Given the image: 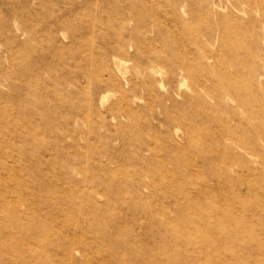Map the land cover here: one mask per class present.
<instances>
[{
    "label": "rangeland",
    "instance_id": "obj_1",
    "mask_svg": "<svg viewBox=\"0 0 264 264\" xmlns=\"http://www.w3.org/2000/svg\"><path fill=\"white\" fill-rule=\"evenodd\" d=\"M0 264H264V0H0Z\"/></svg>",
    "mask_w": 264,
    "mask_h": 264
}]
</instances>
